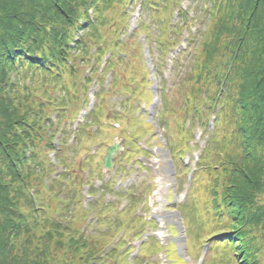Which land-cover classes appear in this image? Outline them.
<instances>
[{
  "label": "trees",
  "instance_id": "obj_1",
  "mask_svg": "<svg viewBox=\"0 0 264 264\" xmlns=\"http://www.w3.org/2000/svg\"><path fill=\"white\" fill-rule=\"evenodd\" d=\"M137 1L141 16L145 15L150 20L152 14L153 18H157L160 24H155V28L177 33L178 24H186L184 19L188 11L177 0H0V264H97L98 260L101 264L120 263L113 261V257L117 259L120 248L127 246L125 240L116 243L113 250L102 246L100 250L103 251V256L109 254L102 259L101 255L95 257L92 252L94 255H86L77 260V257L64 251V246L61 247L59 242L52 243L51 248L42 249L40 255L33 257L29 233L41 231L47 237L61 233L87 242L86 230H79L76 222L83 221L86 214H92L98 206L101 208L100 216L89 218L82 223L83 228L90 229L95 222H98L97 230H107L110 227L111 216L108 219L101 216L106 210H116V200L121 199V194L109 190L107 194L116 200L103 202V197H98V194L112 185L104 182L103 174L93 175L92 170L82 186L86 191L85 197L82 191H75L68 186L72 181L70 173L73 171L66 168L68 160L65 153L69 147L67 134L79 139L82 129L81 126L77 129L70 127L65 131L56 128L60 116L71 113L75 105L81 103L79 96L86 95L84 90L94 88V75L99 71H103L101 76L113 74L109 87L113 90L118 87L119 78H122L118 75L116 66L122 67L121 74L130 71L132 67L133 70L136 69L133 58L140 55L123 49L128 44L131 45V38L112 33L110 39H105L101 31L113 26L108 13L116 4L126 3L127 10L132 2ZM253 1L256 0H200V10L212 17L210 25L222 10L238 7L236 14L240 29L237 30V26L234 29L237 30L235 37L238 40L231 46L228 45L225 50L227 52L217 55L215 60L205 62L194 58L192 68L185 73L180 83L190 82L193 74L201 71L200 77L197 76L196 88L192 89L185 84L183 89L186 92L180 97L179 107L172 104L170 108L160 109L161 106L157 105L155 109L156 114L161 115V120L171 116L178 132L177 139L169 136L164 144L173 161L175 178L178 180L185 176L188 180L187 175L193 170L183 162L187 152L192 151L190 143L194 139L193 132L196 128H201L204 132L209 130L208 144L201 151L188 189L191 194L194 193L199 178L204 173L210 178L204 188L206 201L198 209H187V213L191 215L192 212H200L206 217L207 227L221 224L222 227L210 237V241H218L214 245L222 242L231 256L228 259L222 258L220 264H264V90L252 96L251 101L237 93L238 84L243 80L239 64L243 67L249 63L254 51L259 62L261 58L264 59V23L261 24L260 18L264 14V0H259V7H262L260 11L247 12L246 15V6L252 7ZM175 9L178 10V22L171 27ZM244 15L248 19L245 25L241 19ZM141 16L140 23L145 28L140 33L145 36L147 45L149 36L144 33L150 27L144 24ZM242 24L245 26L243 30ZM141 25L138 26L142 27ZM207 34L208 26L205 32H201L200 38ZM159 42L158 49L163 53L166 51V44L164 41ZM140 48L138 46L136 52L139 53ZM148 50L151 54L149 48ZM106 56L108 58L105 61ZM142 57L146 58L145 55ZM123 58L125 61H118ZM127 58L129 62L126 61ZM140 59L141 57L136 62ZM116 62L118 65L115 66ZM83 68L87 70L81 75ZM256 68L255 72L263 76L264 85V66L261 69L258 64ZM87 72L91 74L87 75ZM70 80L77 85L71 84ZM143 80L142 84L146 85ZM97 82L100 97L96 101L97 106L95 104L87 114L86 124L97 115L100 116L98 105L102 102L101 96L108 92L104 81ZM37 84L39 89L35 88ZM18 87L25 92L40 90L41 102L26 108L23 115L18 110H12L14 104L19 105V100L11 97V89ZM28 94L36 99L33 92ZM157 97H166L158 84ZM56 105L57 108L52 109L53 114L50 115V108ZM251 109L257 110V116L247 114L246 111L250 112ZM54 111L58 112L57 116ZM240 111L247 114V120L243 119ZM143 112L145 111L142 110ZM174 112L187 114V123L184 125L179 118L173 119ZM54 114L59 119L53 121ZM212 116L213 129L209 126ZM112 121L115 122L113 119ZM142 126L155 131L153 123L145 121ZM58 134L61 135L60 138L57 137ZM127 139L132 140V137ZM74 143L71 148L75 147ZM158 145L162 146L161 142ZM141 155L145 157L151 154L144 150ZM71 162L70 160L69 163ZM55 167L61 168L62 172L52 173ZM95 176L100 178L102 190L97 189L93 183L92 177ZM37 179L41 180L40 184L35 183ZM180 182H176L177 188L180 187ZM77 187H81L80 181ZM44 194H49L50 198L52 195L51 206L47 203L49 197ZM86 197L90 199L87 204L84 203ZM22 209L27 212L23 213ZM179 210L182 213L185 208L181 207ZM50 212L53 216L48 215ZM155 223L151 221V225ZM254 231H258L260 237H252ZM94 235L100 238L112 237L111 234H92ZM36 237L41 239L39 235ZM149 244L143 243L140 246V257L143 251L154 250L153 247L148 249ZM156 245L157 249H163L160 243ZM43 256L47 260H41ZM129 256L130 252L127 254L128 258ZM136 260L134 258L130 263L137 264Z\"/></svg>",
  "mask_w": 264,
  "mask_h": 264
},
{
  "label": "rangeland",
  "instance_id": "obj_2",
  "mask_svg": "<svg viewBox=\"0 0 264 264\" xmlns=\"http://www.w3.org/2000/svg\"><path fill=\"white\" fill-rule=\"evenodd\" d=\"M73 1L79 2L80 0ZM177 1L183 9L188 11L187 17L184 19L186 20V24H178L176 27V30H178L177 33H173V30L155 28L154 25L160 23L157 18H153L154 16L152 14H150V20L145 15L141 16L145 21L143 23L150 27L144 33L149 36V43L147 45L144 40L145 36H142L141 34L143 33H140L141 29L145 27L141 25L142 23H140L138 17L141 14L138 1L137 3L132 2L127 10L125 9L126 3H118L109 11L108 15L112 19L111 25L113 26H108L105 30H102L101 35L105 39H110L113 36L112 33L123 34L125 38H131V45L128 44L123 49L140 55L133 58L134 67L137 66L136 69L133 70L132 67L130 71H125L121 74L122 67L116 66L118 65L116 62L117 73L122 78H119V85L113 90H110L111 88L109 89L113 74H108L107 71L105 76H101L103 71H99L94 75V84L92 86L94 88L84 90L86 95L84 97L83 94L79 96L81 103L76 104L71 113H66L65 116H60L59 119L55 118L58 112L54 111L56 116L54 114V117H52L53 121L59 119L56 128L59 131L68 130L70 127L77 129L79 126L82 129L79 139H75V137H72L73 135L67 134L69 147L65 153L68 160V166L66 168L73 171L70 173L72 181L69 182L68 186L74 188L75 191H82L85 197L86 191L82 186L90 177L92 170L93 175L103 174L105 177L104 182H109L112 185L109 189L102 190L103 184L100 183V178L96 176L92 177L96 188L102 190L98 194V197H103V202L115 201L116 199L111 198L107 194L110 190L120 193L121 199L116 200L114 207L116 210L111 212L110 210H106L103 216H101L106 219L111 216L109 222L110 227L107 230H97L98 222H95L94 227L90 229H85L82 225L89 218H93L95 215L100 216V206L92 214H86L83 221L77 219L78 222L76 223L78 225L76 227L79 230H86V235H88L87 242L82 239L79 241L73 236L71 238L69 237L70 235L61 233L47 237V234L41 231L30 232L29 237L32 242L31 254L33 257L40 255L42 249L51 248L53 246L52 243L59 242L61 247L64 246V251L77 257V260L80 258L83 259L86 255H94V253L95 257L96 255H101L102 259L109 255L106 254L103 256V251L100 250L102 246L104 248L108 247V250H113L116 243L125 240L127 246L120 248L117 259L113 257V261H120L119 264L132 263L134 258L137 259V264H185L178 257L181 247L184 253L182 254L183 258L188 259V264H220L222 258H230L231 252L225 248L222 242L214 245L218 241H210V237L218 233L222 227L221 224L207 227L205 223L206 217L200 212L194 214L192 212L191 215L187 213V209H193L195 207L198 209L205 203L204 188L209 183L210 178L203 173L199 178L196 191L192 194L188 190L192 178L191 175H187L189 182L186 180V176L181 177L180 180L175 178L174 164L164 144L169 139V136L177 139L178 132L172 117L166 116L161 120V115L156 114L155 109L157 105L161 106L159 107L160 109L170 108L172 104L175 107H179V103L181 102L180 97H182L183 92H186L183 89L185 88V84L192 89L196 88L197 76L200 77L201 71L195 74L193 72L194 77H191L190 82L182 85L180 83L184 79L185 73L189 72L192 68L194 58L204 60L205 62L215 60L217 55L227 52L225 50L228 45L231 46L238 40L235 37L237 30L240 29V21L238 20L237 22L236 14L238 7H230L229 9L222 10L216 21L210 25V18L212 17L208 13L200 10V0H195V2H192V0ZM253 3L252 7L250 5L246 6V15L247 12H255L262 9V7H259V0L253 1ZM177 14L178 10L175 9L174 19L171 20V27L178 22ZM260 18L261 24H263L264 14H261ZM241 19L245 25L248 20L247 16H241ZM207 26L208 34L200 38L201 32H205ZM236 26L237 30H234ZM243 27L245 26L242 24L241 30H243ZM159 41H164V44H166V51L163 53L158 49V46H160ZM245 45H247V42H245ZM138 46L141 47L139 53L136 52ZM148 48L152 52L151 54L148 53ZM251 53H253V47H251ZM142 55L152 58L151 61L153 62H148L147 57L143 58ZM140 57V61L136 62ZM107 58L108 56L104 60L106 61ZM122 60L125 61L124 58L118 61ZM126 61L129 62L130 60L127 58ZM258 64L261 65L262 69L264 59L261 58L259 62L256 51H254L249 63H246L243 67L239 64V68L243 71V74H241L243 80L241 81L240 79L241 82L238 84L239 88L237 93H241L242 98L250 100L252 96L264 90V85L262 84L263 76L255 72L257 71L256 66ZM82 70L83 73L81 75H84L87 68H83ZM90 74L91 72H87V75ZM97 80L104 81L107 85L108 92L101 96L102 102L98 105L101 111L100 116L97 115L95 119L89 121L88 123H91L89 125L85 122L86 115L90 112L89 109L95 106L96 101L100 97ZM142 80L146 82V85L142 84ZM70 83L77 85L72 80H70ZM156 83L160 91L166 93V97L160 98L156 96ZM38 86V84L35 85V88H38ZM79 88L77 86V89ZM180 90L183 91L179 92ZM11 92V97H15L16 101L19 100V105L14 104L12 110H18L22 115L26 108L33 107L36 105V102L38 104L41 102L39 98L40 90L39 92L29 91L33 92L36 99L34 97L31 98L32 94H28L29 92H25L19 87L15 90L11 89ZM28 95L30 96L27 97ZM96 96L97 99L95 100ZM182 99L184 100V98ZM261 107L263 108V105ZM55 108H57V105L50 108V115L53 114L52 109L54 110ZM142 110L145 112L142 113ZM256 111L251 109L250 112H246L247 114L251 113L255 117L257 116ZM180 113L174 112L173 119L179 118L185 125L188 116L187 114H183V112ZM240 114L243 119H248H246L247 114L245 112L240 111ZM178 115H181V117H178ZM213 120L214 116H212L209 125L211 129H213ZM145 121L146 123H153L155 131L151 128L149 130L143 127L142 125ZM114 123L118 125H114ZM220 130L222 131L223 129L221 128ZM208 131L204 132L203 129L196 128L193 132L194 139L190 143L192 151L187 152V156L183 162H185L186 166L194 170H196L201 151L208 144ZM129 136L132 137V140L127 139ZM154 136H157V138L154 139ZM57 137L60 138L61 135L58 134ZM118 139L121 140L123 151L117 159L116 167L111 173H103V159L106 155V150ZM73 142H75L73 145L75 147L71 148ZM160 142L162 146L158 145ZM198 146L199 148H197ZM144 150L151 155L141 158L143 156L141 155V151ZM70 160L72 161L71 163H69ZM138 163L142 165L138 166ZM122 170L124 172H120ZM57 172L61 173L62 169L53 168L52 173ZM79 181L81 183V189L77 187ZM176 182H180L179 189H176ZM35 183L40 184L41 180L37 179ZM71 183H74V185ZM44 196L49 197V194H44ZM88 201L90 202V199L87 197L86 199L84 198L85 204ZM47 203L50 206L52 205V195L51 198L49 197L47 199ZM181 207L185 208L182 212L183 214L181 213L182 216L178 212V209ZM22 211L23 213L27 212L26 209H22ZM24 215L26 216V214ZM48 215L53 216V213L50 212ZM112 218L114 220H111ZM152 220L156 221L154 225H151ZM177 228L179 231H177ZM94 233H101L104 236L111 234L112 237L100 238L98 235L92 236ZM36 235H39L41 239L38 240ZM251 236L260 237V234L258 231H254V234H251ZM152 238L160 242V245L163 247L162 250L156 248V244L159 243L151 240ZM149 242L150 248L148 249L153 247L154 250L143 251V249L142 256L140 257L138 255L140 246L143 243ZM92 252L94 253L91 254ZM128 252L131 253L129 258L127 257ZM41 260L45 261L47 259L43 256ZM50 260L52 262L54 261V259ZM138 260H140V263H138ZM96 263L101 264L99 260Z\"/></svg>",
  "mask_w": 264,
  "mask_h": 264
},
{
  "label": "water",
  "instance_id": "obj_3",
  "mask_svg": "<svg viewBox=\"0 0 264 264\" xmlns=\"http://www.w3.org/2000/svg\"><path fill=\"white\" fill-rule=\"evenodd\" d=\"M123 147L121 145V140H115L113 145L109 147L106 151V155L103 161V171L104 172H112L116 163L117 158L122 152Z\"/></svg>",
  "mask_w": 264,
  "mask_h": 264
}]
</instances>
